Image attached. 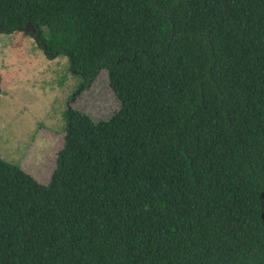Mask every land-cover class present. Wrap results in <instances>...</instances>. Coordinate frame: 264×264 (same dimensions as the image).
Segmentation results:
<instances>
[{
  "label": "trees",
  "instance_id": "16d2710c",
  "mask_svg": "<svg viewBox=\"0 0 264 264\" xmlns=\"http://www.w3.org/2000/svg\"><path fill=\"white\" fill-rule=\"evenodd\" d=\"M15 31L76 94L107 71L120 107L67 109L56 172L125 204L99 223L0 155V264H264V0H0Z\"/></svg>",
  "mask_w": 264,
  "mask_h": 264
},
{
  "label": "rangeland",
  "instance_id": "374dc122",
  "mask_svg": "<svg viewBox=\"0 0 264 264\" xmlns=\"http://www.w3.org/2000/svg\"><path fill=\"white\" fill-rule=\"evenodd\" d=\"M0 77V155L104 223L125 199L82 174L57 173L56 158L64 142L67 109L101 119L120 107L107 71L102 69L76 94L83 78L70 69L69 57L49 58L33 36L15 31L0 32Z\"/></svg>",
  "mask_w": 264,
  "mask_h": 264
},
{
  "label": "water",
  "instance_id": "95a60500",
  "mask_svg": "<svg viewBox=\"0 0 264 264\" xmlns=\"http://www.w3.org/2000/svg\"><path fill=\"white\" fill-rule=\"evenodd\" d=\"M24 31L37 33V29L35 28V26L33 25V23L31 21H28L26 23V25L24 27Z\"/></svg>",
  "mask_w": 264,
  "mask_h": 264
},
{
  "label": "clouds",
  "instance_id": "9594fccd",
  "mask_svg": "<svg viewBox=\"0 0 264 264\" xmlns=\"http://www.w3.org/2000/svg\"><path fill=\"white\" fill-rule=\"evenodd\" d=\"M34 37V39L36 38L35 36H33ZM36 40V39H35Z\"/></svg>",
  "mask_w": 264,
  "mask_h": 264
}]
</instances>
